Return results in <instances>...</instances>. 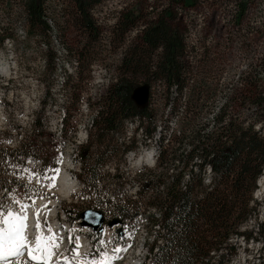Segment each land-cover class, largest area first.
<instances>
[{"label":"rangeland","instance_id":"374dc122","mask_svg":"<svg viewBox=\"0 0 264 264\" xmlns=\"http://www.w3.org/2000/svg\"><path fill=\"white\" fill-rule=\"evenodd\" d=\"M234 2L235 0H201L196 8H176L177 18L181 19L186 35L187 59L193 67V73H197L199 78L207 73L208 80L215 85L211 102H207L199 113L202 121H206L215 107L223 101L229 88L238 84L239 76L247 64L251 60L256 61L260 56L263 39L256 37L257 34L252 37L254 43L251 46L252 51L249 52L248 47L241 50L238 47V38H234L232 43L229 40L227 49L226 37L232 29ZM167 4L168 0L102 1L90 10L92 21L100 33L96 41L82 31L72 16L69 0L48 1L47 15L51 21V31L46 35L26 34L20 6L12 7L9 14L0 9V25L7 27L11 33L0 49V67H3L0 71V204L5 208H11L18 205L13 202L14 200L32 204L34 199L36 205L39 196H43L47 202L55 201L56 206L53 207H56L57 212L59 208L76 211L83 206L79 200H87L92 198V195H97V188H92L88 183L96 184L99 172L106 171L104 165L108 164L112 168L118 164L123 159L124 149L123 145L116 147L115 151L99 162L95 175L90 176L87 166L93 162L97 164L95 158L100 153L97 151L98 144L94 141L96 130L91 126L92 118L96 116L97 101L121 74L118 65L123 52L138 40L142 29V25L137 24L121 36L119 31L114 30V25L123 9L140 10L142 19L151 21ZM262 13L264 0H252L249 12L250 25L258 26ZM202 52H205V58L208 56L212 62L205 63V58L199 61ZM52 54L55 56L54 61H51ZM196 54L199 56L195 57ZM82 55L80 65L77 66L76 59ZM169 91L167 92L162 82L150 81L148 105L154 115L152 125L156 124V132L148 145L132 147V153L138 154L142 150L149 152L152 150L156 153L158 141L155 139H158L159 126L166 133L178 129L179 120L186 110L187 105L184 102L188 92L185 91L181 95L179 99L181 105L170 113L168 103H165L166 97L168 94L172 96L176 94L172 87ZM64 110L69 114L66 123L62 121ZM247 113H251V109ZM62 122L65 124L61 129ZM145 125L146 122L143 123V131L138 129L134 132L136 122L128 119L124 122L123 129L118 133H108L106 137L112 138L115 145L116 141L118 143L127 141L129 135H133L131 142L134 141L137 145L145 144L148 142L144 135ZM90 140L93 141L89 150L91 157L86 161L81 158V172L78 173L80 185H77L76 193L68 197L69 194L64 195L59 190L57 178L59 173L57 174L55 170L66 171L77 181L79 149L89 145ZM104 147L105 144L99 146V151ZM51 158L53 160H50ZM87 163L88 165H85ZM152 165L150 162L135 163L132 159L130 170L137 173L128 178L126 184L115 180L111 182L109 179L102 183V189L106 193L115 191V196L127 197L133 213L135 210L140 211L137 219H129V227L133 228L127 244H103L100 252L88 253L93 251L91 235L85 231H77L75 236H71V232L74 231L72 225L56 216L66 232L62 236L63 242L54 259L67 256L71 261L77 259L79 260L77 263L81 262L79 256L73 258L69 252L76 247L75 241L81 240L87 247L88 259L99 258L110 247H124L127 250L114 264H145L148 259L147 257L145 260V257L149 253L148 243H152L154 234L153 227L150 231L152 234L147 233L145 215L149 213L157 215L158 210L147 205L155 188L141 189L139 183L142 184L149 176L148 173L153 172L154 177L160 174L161 168L157 167V162ZM53 176L56 177L55 187H49L52 181L46 177ZM208 176L209 171L206 167L204 178ZM187 178L186 172L184 179ZM131 179L136 183L130 182ZM123 185L124 187H121ZM252 197L251 205L256 210L243 225L247 230L253 229L254 235L259 239L245 241L242 237H237L235 241L238 252L229 264H264V235L260 236L256 229L257 222L264 221V185H257ZM26 199L30 200V203ZM50 218L51 216L43 214L40 222L45 224V219L50 221ZM50 226L54 231L53 225ZM44 232L48 235L45 228ZM69 237L73 240L71 246L68 242ZM26 257L25 253L23 258ZM23 261L24 259L21 260Z\"/></svg>","mask_w":264,"mask_h":264},{"label":"trees","instance_id":"16d2710c","mask_svg":"<svg viewBox=\"0 0 264 264\" xmlns=\"http://www.w3.org/2000/svg\"><path fill=\"white\" fill-rule=\"evenodd\" d=\"M48 1L0 0V9L9 14L12 7L20 6L26 34L46 35L51 31ZM102 1L69 0L72 16L94 41L98 40L100 33L92 21L90 10ZM200 1L168 0V4L151 21H144L137 9L120 12L114 30L122 36L131 27L141 24V34L123 52L118 65L121 74L97 101L96 116L91 123L96 130L94 141L100 152L95 158L97 164L93 162L87 166L90 176H93L99 162L116 147H121L122 141H116L114 145L113 139L106 136L118 133L126 120H135L137 128H142L146 122L145 134L151 136V140L154 137L156 124L152 125V109L149 105L139 109L131 98L137 86L148 84L149 95L150 81L162 82L167 92L172 87L176 95L168 94L165 101L170 113L181 105V95L188 92L184 102L186 110L179 120L178 129L166 133L159 126L158 139L155 140L158 141L157 167L161 168L160 174L154 177L153 172L148 173L142 184L139 183L141 189L155 188L147 205L158 210L157 215H145L147 233L152 227L154 229L148 251L152 252L156 241L162 239L148 264H229L238 252L237 243L231 240L233 237L242 236L246 241L257 239L253 229L240 230V226L256 210L251 205L252 194L264 170V13L258 26L250 25L252 0H235L232 29L227 35L229 38L226 37L227 49L228 41L232 43L234 38H238V47L241 50L248 47L250 52L254 44L252 37L257 34L256 37L263 39L260 56L247 64L238 84L229 88L223 101L206 121H202L199 113L207 102H211L215 85L208 80L207 73L202 78L193 73L187 59L186 35L176 10L196 8ZM10 36L8 28L0 25V49ZM204 55L202 52L199 61L204 60ZM82 57H77V66ZM54 60L52 54L51 61ZM208 62L212 59L207 56L205 63ZM249 109L251 113H247ZM64 112L62 121H67L69 114ZM92 142L90 140L89 145L79 150L80 159L86 161L91 157ZM102 144L105 147L99 151ZM207 166L210 172L205 179ZM186 172L188 178L184 179ZM88 184L93 187V183ZM118 208L129 212L125 206ZM257 229L263 236L264 221L257 222Z\"/></svg>","mask_w":264,"mask_h":264},{"label":"built area","instance_id":"2783aa9c","mask_svg":"<svg viewBox=\"0 0 264 264\" xmlns=\"http://www.w3.org/2000/svg\"><path fill=\"white\" fill-rule=\"evenodd\" d=\"M138 129H141V131H143L141 127L137 128V124H136L134 132H136ZM144 135L148 139L147 143L143 141L145 142V144L140 143L139 145H137L135 144L134 141L131 142L130 139L133 138V135L132 136L129 135V137L127 138L128 139L127 141L125 140L122 141L123 142L122 145L124 149L123 159L118 164L113 166L112 168H110L108 164L104 165V169L106 171L99 172L100 174L99 179L97 180L96 184H93V187H92V188H97V195H92V198H87V200H79L83 204L80 210L74 211L71 209H67L65 211L62 208L58 209L59 216L62 218V220L65 223H69L70 225H72V229L74 231L71 232V236L72 235L75 236V233L77 231H85L89 235H91L90 240L93 243V252H100L101 249L103 248V244L104 245L105 244H127V241L131 238V232H132L133 227H129V219H137V215L139 214L140 211H138L137 213L135 212L133 213L128 205L129 201H127V197H117L115 196V191L106 193L102 189L103 187L102 183L104 180L109 179L111 182L115 180L116 182L126 184L127 183L126 180L130 178L131 176H134L137 173V171L132 172L130 170V160L133 158L132 147L148 145V143L151 142V136H148L145 133ZM82 144L83 143H81V145ZM156 162H158V158L154 159L152 166H154ZM81 166H82V162L79 156V170L78 172H76L77 173V184L76 185H80V177L78 176V173L81 172ZM207 170L210 172V168L208 166H207ZM138 172H140V170ZM133 180L134 179H131L130 182L136 183L135 180L134 181ZM121 187H124V185ZM74 199L78 200L77 198H74ZM120 205L123 207L124 206L127 207L129 209V212H122L118 208L120 207ZM85 209H93V210L101 211L104 216L105 222H107L108 220L114 219V218L119 219V222L111 226H108V224H103L101 231L94 230L92 227L87 226V225L82 226L80 223L81 219L77 216V214L80 211H83ZM244 229L246 228H244V225L242 224L240 226V230H244ZM256 229H257V225H256ZM258 231L259 230L257 229V232ZM237 237H242V236H235L231 240L235 241ZM257 239L259 238L257 237ZM77 244L79 245V247L81 246L79 240L75 241V246ZM160 244H162V239H158L156 241L153 251L149 252L148 256L145 257V260L148 257L147 261H145V264H148L151 261L154 253L157 251L158 246Z\"/></svg>","mask_w":264,"mask_h":264},{"label":"snow or ice","instance_id":"6c2138e0","mask_svg":"<svg viewBox=\"0 0 264 264\" xmlns=\"http://www.w3.org/2000/svg\"><path fill=\"white\" fill-rule=\"evenodd\" d=\"M55 172L58 174L59 169ZM52 182L49 187H55L56 177H46ZM43 199V196H39ZM31 199V197H29ZM14 203L19 205V212L13 211L11 208H5L0 204V264H29V262H35V264H59V260L53 261L52 257L56 256L63 242V237H60L53 231L50 224L45 221L44 227L40 223L41 209H36V230L37 235L34 241H30L27 234L28 229V210L35 206V200H32V204H23L19 200H14ZM47 208V205L43 206ZM44 228L48 235L44 234ZM78 239V238H77ZM68 242H73L72 237L68 238ZM103 243V242H102ZM130 247V245H129ZM79 245L72 249L73 258L78 257ZM126 248H115V253L126 251ZM27 254L28 259L21 262L20 258ZM105 259L101 264H110L111 259H120L119 255L114 257H108L107 253L104 254ZM64 264H72V261L67 256H61ZM93 264H96L93 261Z\"/></svg>","mask_w":264,"mask_h":264},{"label":"bare ground","instance_id":"6f19581e","mask_svg":"<svg viewBox=\"0 0 264 264\" xmlns=\"http://www.w3.org/2000/svg\"><path fill=\"white\" fill-rule=\"evenodd\" d=\"M2 69H3V67H0V71H2ZM151 152H149L148 150H142L138 154L132 153L133 154V158L132 159L135 160V163H141V164H143V163L150 162V163L153 164L154 156L156 154V158H157L158 153L157 152L154 153L152 150H151ZM57 178L59 180V185H60L59 190L64 195H68L70 192H72L77 187V185H76L77 184V181L75 179H73L75 177L72 178V176H70L69 174H66L63 171L62 172H59V174L57 175ZM258 183H259L258 185H261V186L264 185V173L260 177ZM36 205L34 207H32V208H29L28 213H27V215H28V221H27V223H28V229H27V234H28L29 240L30 241H34L35 240V236L37 234V230H36V215H35L36 209H41V215H40L39 219L41 218V216L43 214L48 215V216H51L52 225L54 227V232L57 233L60 237H62L64 235V233L66 232V229L64 227H61L60 226L61 224L57 220L56 217L54 219L55 207H53V206L55 205V201H50V202L48 201L47 202L44 199H37L36 200ZM44 205H47V208H44L43 207ZM48 206H52V207L51 208H48ZM11 209L13 211H17V212H19V210H20L19 205L13 206V207H11ZM79 242H80V245L81 246L78 248V252L80 253L79 259H80L81 262H79V263L72 262V264H92L93 261H95L96 264H100L102 261H104V259H105L104 254L101 255V256H99V258L97 257V259H93V260L88 259L86 245L81 240ZM114 249L115 248L110 247L107 250L106 253H107L108 257H114L116 255L122 256L124 254V252H125V251H123V252H120V253L117 254V253H115L113 251ZM88 253L96 254L97 252L91 251V252H88ZM52 259H53V261H57V260L54 259V256L52 257ZM111 260H114L113 262H115L117 259H111ZM59 264H64V261H59Z\"/></svg>","mask_w":264,"mask_h":264},{"label":"water","instance_id":"95a60500","mask_svg":"<svg viewBox=\"0 0 264 264\" xmlns=\"http://www.w3.org/2000/svg\"><path fill=\"white\" fill-rule=\"evenodd\" d=\"M131 98L133 99L136 107L139 109L145 108L148 105L149 101V85L143 84L137 86L131 94ZM80 218L82 219L81 224L83 225H90L94 229L101 228V224L103 223V215L100 211L96 210H85L80 213ZM117 219H113L109 221V225L115 224Z\"/></svg>","mask_w":264,"mask_h":264}]
</instances>
